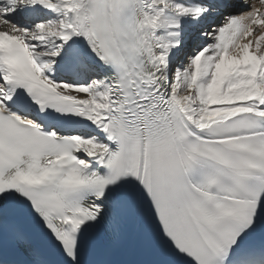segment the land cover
Segmentation results:
<instances>
[{"label":"snow or ice","instance_id":"1","mask_svg":"<svg viewBox=\"0 0 264 264\" xmlns=\"http://www.w3.org/2000/svg\"><path fill=\"white\" fill-rule=\"evenodd\" d=\"M0 264H264V0H0Z\"/></svg>","mask_w":264,"mask_h":264}]
</instances>
